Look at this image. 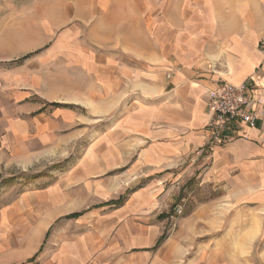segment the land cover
I'll use <instances>...</instances> for the list:
<instances>
[{
  "label": "crops",
  "instance_id": "0c3cea01",
  "mask_svg": "<svg viewBox=\"0 0 264 264\" xmlns=\"http://www.w3.org/2000/svg\"><path fill=\"white\" fill-rule=\"evenodd\" d=\"M105 5H119L120 17L86 15ZM225 81L250 86L260 110L264 0H0V167L63 151L85 110L95 140L78 172L101 175L86 183L92 202L44 212L38 260L7 239L0 264H172L152 195L186 171L264 205V114L207 145L209 95ZM142 179L156 182L109 204ZM58 217L69 221L48 238ZM6 226L0 239L12 234Z\"/></svg>",
  "mask_w": 264,
  "mask_h": 264
},
{
  "label": "rangeland",
  "instance_id": "374dc122",
  "mask_svg": "<svg viewBox=\"0 0 264 264\" xmlns=\"http://www.w3.org/2000/svg\"><path fill=\"white\" fill-rule=\"evenodd\" d=\"M119 7L105 5L102 11H95L92 6L86 15L96 20L99 14L111 12L119 18ZM84 9L87 11L89 7ZM65 11L72 16V8ZM78 112L84 114L87 123H79L73 129L77 138L66 143L63 151L44 155L25 168L12 164L0 167V225L7 224V230L12 231L0 242L13 240L17 253L31 245V257L35 255V260L41 257L38 250L44 241L41 223L44 212L81 209L77 207L81 202H92L86 183L101 177L98 168H90L86 177H82V171L78 172L79 161L89 154L88 144L95 140L93 116L85 110ZM160 180L159 183L154 179H142L139 184L132 182L131 188L121 195L118 189V199L111 202L123 201L131 190L142 185L163 184L164 188L155 192L152 199L157 207L160 249L173 255L172 264H264L263 204L228 197L226 190L203 182L193 171ZM27 214L30 232L23 225ZM67 221L69 219L62 217L55 219L48 238L58 224ZM24 260L18 258L15 264Z\"/></svg>",
  "mask_w": 264,
  "mask_h": 264
},
{
  "label": "built area",
  "instance_id": "2783aa9c",
  "mask_svg": "<svg viewBox=\"0 0 264 264\" xmlns=\"http://www.w3.org/2000/svg\"><path fill=\"white\" fill-rule=\"evenodd\" d=\"M208 102L207 145L212 149L226 142L230 130L236 131L242 125L251 127L259 114H264V102L260 110L255 109L252 89L245 83L237 86L222 82L211 90Z\"/></svg>",
  "mask_w": 264,
  "mask_h": 264
},
{
  "label": "trees",
  "instance_id": "16d2710c",
  "mask_svg": "<svg viewBox=\"0 0 264 264\" xmlns=\"http://www.w3.org/2000/svg\"><path fill=\"white\" fill-rule=\"evenodd\" d=\"M121 202V199H119V200H117V201H113V202H111V203H115V204H118V203H120ZM77 214H73V215H70V216H76Z\"/></svg>",
  "mask_w": 264,
  "mask_h": 264
}]
</instances>
